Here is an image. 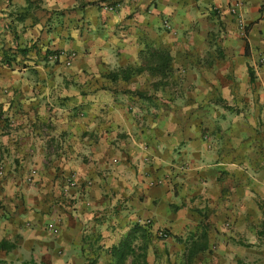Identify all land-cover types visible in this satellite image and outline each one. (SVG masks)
<instances>
[{"label":"crops","instance_id":"0c3cea01","mask_svg":"<svg viewBox=\"0 0 264 264\" xmlns=\"http://www.w3.org/2000/svg\"><path fill=\"white\" fill-rule=\"evenodd\" d=\"M262 54L264 0H0V264H264Z\"/></svg>","mask_w":264,"mask_h":264},{"label":"trees","instance_id":"16d2710c","mask_svg":"<svg viewBox=\"0 0 264 264\" xmlns=\"http://www.w3.org/2000/svg\"><path fill=\"white\" fill-rule=\"evenodd\" d=\"M147 51L154 60L153 62H151V60L145 61L144 64L148 68L160 72L161 74L167 73L170 69L169 53L165 50H159L152 47H150ZM203 240H205V236L202 233L198 240L191 241L187 254L188 260L192 258L197 249H202L201 245L203 243L201 242ZM5 245H8L5 241L0 243V247ZM8 247H11V245H8ZM111 255L113 257L111 264H148L145 260V255L135 251V248L132 246L131 238H124L117 245L113 246L111 249Z\"/></svg>","mask_w":264,"mask_h":264},{"label":"built area","instance_id":"2783aa9c","mask_svg":"<svg viewBox=\"0 0 264 264\" xmlns=\"http://www.w3.org/2000/svg\"><path fill=\"white\" fill-rule=\"evenodd\" d=\"M241 1H235L229 6V12L236 18V21L238 23V28L240 30V34L242 37L246 36V26L243 23L242 16L239 13V9L242 7ZM51 58H56V55H52ZM259 64L263 67L264 70V54H262L259 58ZM67 183L70 186H76V180L73 177H70L67 179ZM48 229L52 230L53 232H57V228L53 225L49 224ZM157 236H159L162 239H165L168 237V233L164 229H158L156 232Z\"/></svg>","mask_w":264,"mask_h":264},{"label":"rangeland","instance_id":"374dc122","mask_svg":"<svg viewBox=\"0 0 264 264\" xmlns=\"http://www.w3.org/2000/svg\"><path fill=\"white\" fill-rule=\"evenodd\" d=\"M50 56V55H49ZM53 59H56V58H53Z\"/></svg>","mask_w":264,"mask_h":264}]
</instances>
